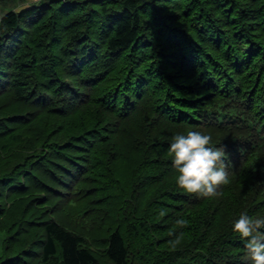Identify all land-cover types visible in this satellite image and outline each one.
Here are the masks:
<instances>
[{
  "label": "trees",
  "instance_id": "obj_1",
  "mask_svg": "<svg viewBox=\"0 0 264 264\" xmlns=\"http://www.w3.org/2000/svg\"><path fill=\"white\" fill-rule=\"evenodd\" d=\"M193 129L226 150L218 197L175 184L168 144ZM245 210L264 216V0L2 16L0 264H250Z\"/></svg>",
  "mask_w": 264,
  "mask_h": 264
},
{
  "label": "clouds",
  "instance_id": "obj_2",
  "mask_svg": "<svg viewBox=\"0 0 264 264\" xmlns=\"http://www.w3.org/2000/svg\"><path fill=\"white\" fill-rule=\"evenodd\" d=\"M171 166L178 189L200 198L220 196L222 186L231 182L224 157L226 150L217 147L213 137L202 130H186L172 135L168 144ZM181 226L187 221L179 219ZM231 232L243 242L246 260L264 264V216H250L242 211L232 219Z\"/></svg>",
  "mask_w": 264,
  "mask_h": 264
},
{
  "label": "crops",
  "instance_id": "obj_3",
  "mask_svg": "<svg viewBox=\"0 0 264 264\" xmlns=\"http://www.w3.org/2000/svg\"><path fill=\"white\" fill-rule=\"evenodd\" d=\"M37 1H39V0H25V1L18 3V4H17V2H15L11 6L15 10H21L22 8L32 4L34 2H37ZM6 6H8L7 3L6 4L0 3V20H1L2 16L7 12V11L5 12Z\"/></svg>",
  "mask_w": 264,
  "mask_h": 264
},
{
  "label": "rangeland",
  "instance_id": "obj_4",
  "mask_svg": "<svg viewBox=\"0 0 264 264\" xmlns=\"http://www.w3.org/2000/svg\"><path fill=\"white\" fill-rule=\"evenodd\" d=\"M23 1H25V0H17L16 2L18 4V3H21ZM10 9H12V6L11 5L6 6L5 12L8 11V10H10ZM2 238H3V236H2V234H0V252H1V242H2L1 240H2Z\"/></svg>",
  "mask_w": 264,
  "mask_h": 264
}]
</instances>
